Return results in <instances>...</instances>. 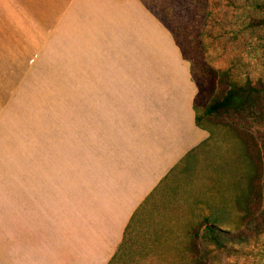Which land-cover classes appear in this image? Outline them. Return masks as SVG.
<instances>
[{"label": "rangeland", "instance_id": "1", "mask_svg": "<svg viewBox=\"0 0 264 264\" xmlns=\"http://www.w3.org/2000/svg\"><path fill=\"white\" fill-rule=\"evenodd\" d=\"M139 1L190 67L206 139L165 180L113 264H190L185 247L193 226L198 264H264V120L251 112L202 114L230 81L264 85V0ZM3 42L10 39L0 37V189L27 188L28 174L91 173L92 114L101 121L105 67L122 56L89 37L50 39L34 55ZM246 147L258 166L249 215L236 204L252 173ZM12 174L19 175L16 186ZM203 218L214 222L219 243L204 232Z\"/></svg>", "mask_w": 264, "mask_h": 264}, {"label": "crops", "instance_id": "2", "mask_svg": "<svg viewBox=\"0 0 264 264\" xmlns=\"http://www.w3.org/2000/svg\"><path fill=\"white\" fill-rule=\"evenodd\" d=\"M0 37L27 55L89 37L122 56L105 67L101 121L92 114L91 173L0 189V264H108L136 208L206 139L189 65L139 0H0Z\"/></svg>", "mask_w": 264, "mask_h": 264}, {"label": "trees", "instance_id": "3", "mask_svg": "<svg viewBox=\"0 0 264 264\" xmlns=\"http://www.w3.org/2000/svg\"><path fill=\"white\" fill-rule=\"evenodd\" d=\"M172 41L174 45L177 47L182 59L186 61L183 58L182 53L173 38ZM189 71H190V67H189ZM190 76H191V72H190ZM226 86L227 87L224 89L223 94L219 98L212 100L208 105H206L203 108L202 114L204 117L217 116L218 114L242 116L251 112L257 115L258 116L257 119H260V121L264 120V85L263 84L257 83L252 85L248 82L238 84L233 81H230L229 84ZM193 109L195 111L194 102H193ZM194 123L197 128L202 129L201 124L199 123L198 117L196 115L194 117ZM192 152L188 153L186 156H188ZM245 152L247 158L251 163L252 173L247 181V192L245 197H243L242 201H240L239 203L237 202L236 204L239 207L241 206L242 211L245 210L244 213L249 215L250 213L248 207L252 205V201L256 197L255 185L258 178V166L256 163L257 162L256 157L255 155H253L251 150L247 149L246 147ZM159 194L160 191L157 190V188L154 189L133 212L128 223L126 224V227L124 228L122 234V240L119 246L117 247L114 255L108 262V264H113L118 258L121 260L123 259L122 254L126 252L127 244L129 242L134 226L139 220H142L144 218L147 205L151 204L150 205L151 207L155 206V199ZM202 222H203L204 232L207 233L210 236V239H212L215 243H219L221 241L220 240L221 237L220 234L218 233L220 232L216 231L214 227V222L213 221L209 222L206 218H203ZM196 229H197L196 226H193L189 229V240H188V244L185 247L186 248L185 251H187V253L190 254V256L193 258L190 264H198L197 262L198 260H196V256L198 253L197 242H196ZM229 234L225 233L222 236L223 240L229 242L231 239H227L228 237L225 236ZM233 239L238 241L240 239V236L236 235V237H234Z\"/></svg>", "mask_w": 264, "mask_h": 264}]
</instances>
